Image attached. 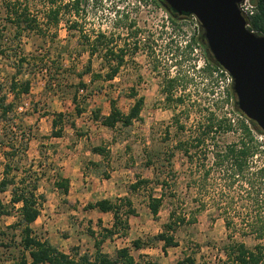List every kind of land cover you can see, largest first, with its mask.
<instances>
[{
    "label": "rangeland",
    "instance_id": "obj_1",
    "mask_svg": "<svg viewBox=\"0 0 264 264\" xmlns=\"http://www.w3.org/2000/svg\"><path fill=\"white\" fill-rule=\"evenodd\" d=\"M11 1L0 2V100L6 95V102L18 106L7 118L0 117V180L3 164L12 168L8 178L15 184L22 177L36 176L38 194L44 201L38 219L31 224L34 236L62 253L87 254L93 260L94 242L102 237V229L111 228L113 219L110 213L86 210L87 204L127 199L134 214L124 217L127 207L122 206L126 232L119 231L100 245L101 252L109 257L128 248L134 264H175L186 256L193 257L195 264H226L230 242H243L252 248L257 243L253 237H243L248 230L243 219L251 211L249 188L243 180L229 187L227 173L213 164L211 153L213 144L240 139L233 116L227 115L235 121L232 131L220 135L212 131L205 145L197 149L194 163L190 164L177 149L179 142H192L203 132L211 114L218 118L230 111L228 75L207 76L202 71L201 51L195 46L186 48L190 38L197 39L200 34L197 21L188 16L173 27L164 8L153 0H84L78 15L64 10L58 24L53 25L46 19L48 0H16L12 10L20 14L27 7L41 30L22 33L20 38L14 36L16 26L23 28L26 24L8 17L10 13L4 7ZM74 23L91 39L97 32L111 35L115 50H124V62L113 81L95 78L90 83V75L78 77L88 60L93 74L105 75L109 67L100 58L103 53L89 59L78 30L70 29ZM42 66L49 69L47 73L40 71ZM166 76L180 78L172 101L162 93ZM13 78L29 81V94L15 100L7 91ZM47 80L56 85L46 88ZM80 80L87 87L76 92ZM132 90L144 104L138 120L129 127L108 129L91 119L94 110L107 115L110 101L126 114L134 102ZM74 94L78 108L83 109L79 116L71 101ZM182 96L183 104H176L175 99ZM23 103L28 104L27 109L18 111ZM57 113L64 115L57 127L62 134L53 138L52 119ZM257 139L264 144L263 137ZM93 147L103 148L104 155L93 154ZM207 169L211 171L202 186ZM59 176L69 180L66 196L54 186ZM140 180L150 183L132 190ZM156 183L166 188V197L154 218L148 202L149 196L161 194ZM11 192L12 186H8L0 193L5 208ZM261 197L264 200V192ZM17 208L8 216L0 215V244L11 238L15 241L12 248L0 246V264L9 262L20 250L18 231L8 227L18 220ZM172 209L191 223L177 227L173 235L178 246L163 251V244L154 237L163 231ZM260 215L264 218V201ZM227 220L234 222L229 229L225 227ZM138 239L143 245L136 250L132 242Z\"/></svg>",
    "mask_w": 264,
    "mask_h": 264
},
{
    "label": "trees",
    "instance_id": "obj_2",
    "mask_svg": "<svg viewBox=\"0 0 264 264\" xmlns=\"http://www.w3.org/2000/svg\"><path fill=\"white\" fill-rule=\"evenodd\" d=\"M15 1L12 0L5 4L4 10L10 13L8 17H12L14 21L20 23L23 21L26 26L20 28L19 24L16 26V34L18 37H22V33L37 32L39 28L35 25L36 18L31 17L28 14V8L25 7L21 10L20 14L17 11H13L15 7ZM255 6V14L249 18L247 21L248 29L256 34L264 36V0H250ZM0 2L5 3L6 0H0ZM156 5L164 8L159 0H153ZM48 12L46 15L47 21H50L53 25L58 24V17L62 11L73 13L78 15L79 9L84 3V0H70L63 3L62 0H48ZM7 5V6H6ZM168 15L169 22L173 27L178 25V21L188 17L187 15H177L173 12H169L164 8ZM33 23L34 25H31ZM131 26V25H130ZM70 29L78 30L81 39L84 40L82 47L88 50L89 59L96 55V53H103L100 58L102 61L108 65L109 72L105 75L93 74L90 68V60L87 61V65L84 67V71L78 75L81 79L83 75H90V83H93L95 78L102 79L104 82H111L117 75L119 68L124 62V50L119 48L117 51L113 44L115 43L113 37L107 36L104 33L97 32L95 36L91 39L88 35L83 34L77 23L71 25ZM136 36L137 32L134 33ZM198 47L201 51L204 67L202 71L207 76L216 75L222 77L225 72L217 66L211 58L207 55L206 48L203 46L200 38L191 37L186 48L192 49V47ZM135 53L137 47L133 48ZM21 59V58H20ZM21 61H25L21 59ZM40 71L44 73L49 70L46 66H42ZM180 78L175 76L169 78L166 76L164 79L165 86L162 93L165 95L166 100L172 101L174 86ZM53 80H47L46 88H50ZM231 85V84H230ZM86 85L80 80L77 85V90L86 89ZM8 93L12 94L13 98L16 100L22 95L29 94L30 82L23 81L17 82L14 78L10 81L9 87L7 88ZM77 94H74L71 101L75 105V115L79 116L82 114L83 109L78 108ZM131 98H134V102L129 109V111L124 114L116 107L114 101H110V110L107 115H102L99 110H94L91 113V119L94 122H98L103 127L108 129H114L117 125L122 127H129L133 121L138 120L139 115L142 111L144 100L142 97H137V94L133 92L130 94ZM227 101L230 102V111L228 113H221L220 116H214L211 114L207 125L202 127L203 132L193 138L192 142L184 141L179 142L177 149L182 152L190 164L194 163V158L197 156L196 151L200 147L205 145L206 139L211 135L212 131H216V134H226L232 131L233 123L238 127L240 131V139L236 142H231L229 144H218L211 146V153L214 159L213 164L227 173V180L229 182V187H233L240 180L248 186L249 188V206L251 207L250 214H248L245 219H243L244 225L247 227V231L243 232V237L251 236L257 242L252 248H248L243 242H230L227 249V261L226 264H262L264 262V218L261 217L260 211L263 209V197L261 193L264 192V144L258 142L257 137H263L264 134L259 132L255 125L245 118L236 108L235 98L231 90H226ZM6 95H3L0 100V117L7 118L9 114L16 111L18 105L14 102H6ZM175 103L182 105L183 96L175 99ZM231 114L235 121L232 122L231 119L227 117ZM64 115L57 113L53 115L52 119V135L53 138H60L62 134L61 125ZM57 128V130H56ZM183 129V127L181 128ZM219 141V140H218ZM213 150V152H212ZM91 152L96 155H104V149L101 147H93ZM258 155V159H253ZM7 157V156H6ZM7 159V158H6ZM206 159V158H204ZM196 168V165H195ZM197 169V168H196ZM205 169V166H202ZM12 168L9 164H3V177L0 180V193L6 191L8 186H12L11 197L9 200V206L4 207L0 202V215H10L11 212L18 206V220L15 224L8 226L9 229L18 231L17 247L20 249L15 256L10 258V261L6 264H134V259L129 253L128 248H122L116 251L114 257H109L103 254L100 249L101 243L109 237H112L121 231L125 233L127 230V222L122 218L128 217L134 214V210L131 207L130 201L119 200L117 203L111 202L110 200L103 199L95 203L87 204L86 210H97L100 213H110L112 215V226L109 229H102V237L94 242L95 253L93 260L87 254L79 255L78 253L72 256L62 253L55 246L51 245L46 240H41L34 236L31 229V224H33L40 215L41 205L44 201V197L38 194V184L36 176L31 178L29 176L22 177L17 184H15L13 178H8L9 173H11ZM210 169L203 172L202 175V186L207 181L210 173ZM30 179V180H29ZM200 182V180L198 181ZM150 183L146 180H140L131 186L132 190H137L141 184ZM161 189V194L159 197L149 196L148 209L150 214L155 218L159 212V208L165 199V191L163 184L156 183ZM165 185V184H164ZM199 185V184H198ZM54 186L63 194L67 195L69 191V180L62 177H57L54 182ZM195 189V188H194ZM196 196H198V187L196 188ZM127 207L126 211L121 214V208ZM200 206H198V212ZM191 222L186 221L185 217L177 213L174 209L169 212L168 222L163 226V231L156 235L154 239L161 242L162 250L165 251L168 248H174L178 246L175 241L173 233L176 228L188 224ZM234 224L233 220H227L225 222V227L229 229ZM11 243L14 244L15 241L11 238L7 243L0 244L1 247L12 248ZM143 243L141 240H135L132 242V246L138 250L142 248ZM149 264H158L156 262ZM175 264H195V260L191 256H186L184 259L177 261Z\"/></svg>",
    "mask_w": 264,
    "mask_h": 264
},
{
    "label": "water",
    "instance_id": "obj_3",
    "mask_svg": "<svg viewBox=\"0 0 264 264\" xmlns=\"http://www.w3.org/2000/svg\"><path fill=\"white\" fill-rule=\"evenodd\" d=\"M169 12L193 17L207 55L231 80L237 110L264 134V36L250 31L242 0H159Z\"/></svg>",
    "mask_w": 264,
    "mask_h": 264
},
{
    "label": "built area",
    "instance_id": "obj_4",
    "mask_svg": "<svg viewBox=\"0 0 264 264\" xmlns=\"http://www.w3.org/2000/svg\"><path fill=\"white\" fill-rule=\"evenodd\" d=\"M238 9L242 17L245 19L246 26L248 27L247 21L249 20L250 17H252L255 14L256 12L255 6L251 3L250 0H242V2L238 5ZM27 107L28 104L23 103V106H20L18 108V111H25Z\"/></svg>",
    "mask_w": 264,
    "mask_h": 264
}]
</instances>
